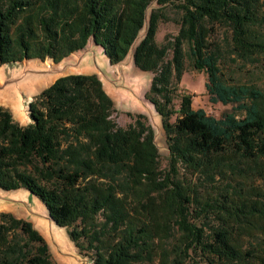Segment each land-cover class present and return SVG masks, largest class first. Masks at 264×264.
<instances>
[{
    "label": "trees",
    "instance_id": "16d2710c",
    "mask_svg": "<svg viewBox=\"0 0 264 264\" xmlns=\"http://www.w3.org/2000/svg\"><path fill=\"white\" fill-rule=\"evenodd\" d=\"M169 7L178 30L158 44ZM218 29L236 59L255 62L264 0H0V64L58 63L93 38L114 65L144 30L133 62L151 74L145 98L168 150L160 169L143 115L118 126L98 76L69 74L29 103L28 124L0 106V188L37 197L92 264H264L252 242L264 237V91L223 78ZM187 61L231 111L192 107L179 89ZM0 264L55 263L30 221L1 211Z\"/></svg>",
    "mask_w": 264,
    "mask_h": 264
},
{
    "label": "rangeland",
    "instance_id": "374dc122",
    "mask_svg": "<svg viewBox=\"0 0 264 264\" xmlns=\"http://www.w3.org/2000/svg\"><path fill=\"white\" fill-rule=\"evenodd\" d=\"M155 6L156 4L154 2L151 3L149 10ZM165 14L166 20L158 23L156 32V42L158 44H163L166 37L175 35L178 30L177 20L179 15L177 12L169 7L166 9ZM142 33L143 31L141 34ZM212 39H215V41L219 43V50L222 54L220 67L223 78L228 83L257 85L264 91V56L257 58L255 62L236 59L234 54L230 51L228 39L223 29H218ZM39 61L41 60L34 58L22 60L21 64L27 65ZM43 62L51 63L54 66L60 65V63H54L48 58L43 60ZM6 67H8V65L0 64V69ZM108 73L112 74L110 77L115 83L112 84L103 79L105 88L110 84H112L114 88H117V85L121 84L119 78L124 76L125 80L134 89L133 92H130L120 86V90L123 91L117 93L119 96H110L116 109V112L112 115L114 121L118 126L125 127L128 123L133 122L138 114L143 115L145 122L150 125L154 131V139L159 151L160 169H163L167 163L168 150L166 148L160 117L154 110V107L144 100L151 74L141 71L133 65L131 53L123 59L122 63L112 65ZM204 82V73L195 70L190 62L187 61L186 69L179 83V89L191 95L192 107L194 109H201L206 114L217 118L220 117L222 113L231 111L232 105L210 102L209 95L204 88ZM45 87L46 85L44 84L33 93L25 95L24 97L27 101L31 102ZM174 102L176 105L178 104L177 99ZM0 106L9 109L13 118L20 124L25 125L28 123V117L23 105L16 109L12 103L0 102ZM3 197L2 201L10 206H3L0 208V212H10L18 218L30 221L34 228L44 237L49 248L51 259L55 264H92L88 258L78 253L73 243L69 240L64 228L54 226L48 221L44 207L36 199H29L25 190L16 191L9 196H4L3 193ZM252 242L260 243L264 248V237L257 238Z\"/></svg>",
    "mask_w": 264,
    "mask_h": 264
},
{
    "label": "water",
    "instance_id": "95a60500",
    "mask_svg": "<svg viewBox=\"0 0 264 264\" xmlns=\"http://www.w3.org/2000/svg\"><path fill=\"white\" fill-rule=\"evenodd\" d=\"M143 36H144V30L142 34L140 33L137 36V38L135 39V41L133 42V44L131 45V48L129 49L127 53V55L131 53L132 62H133V54H134L135 46L138 44V42ZM23 60H28V59H23ZM122 61L114 65H118L122 63ZM21 62L22 60L3 63L5 65H8V67L0 69V90L7 88V87H11L17 91V101H18L17 108H19V106L21 107V105L24 106V110L28 117V123L32 122V118L30 115V108H29L30 101H27V99L24 97L26 93L21 88L23 86L35 85L34 87L39 86L37 88L39 89L42 85L45 84L46 87H48L57 78L66 76L69 74H96L102 83V87L104 91L109 97L111 95L119 96L117 93H121L123 91V90L122 91L120 90L121 89L120 86L124 87L126 91L133 92L134 90L130 86V84L125 80L124 76H121L119 78L121 84H118L117 88H114L112 86V84L115 82L111 79L110 75L112 74L108 73V70L113 64L110 63L102 46L97 44L93 38H90L88 42L86 43V45L78 49L76 52L71 53L65 56L63 59H61V61L58 62L60 63V65L54 66L51 63L43 62V60L39 62H33L27 65L21 64ZM133 65H134V62H133ZM103 79H105L106 81L112 84L107 85V88H105ZM115 81H118V80H115ZM15 86H18V87L16 88ZM144 100L148 102V104L153 106V104L148 99L145 98ZM20 190H24V189L3 190L0 188V208H2L5 205L10 206L8 204H5L4 201H2L4 198L3 193H4V196H9V195L14 194L16 191H20ZM25 192L29 199H36L44 207L47 213L48 221L52 223L54 226H58L57 223L48 214L47 209L39 201V199L35 197L34 195H31L30 192L26 190Z\"/></svg>",
    "mask_w": 264,
    "mask_h": 264
},
{
    "label": "bare ground",
    "instance_id": "6f19581e",
    "mask_svg": "<svg viewBox=\"0 0 264 264\" xmlns=\"http://www.w3.org/2000/svg\"><path fill=\"white\" fill-rule=\"evenodd\" d=\"M35 85L30 86H23L21 87L26 95L33 93L39 86L34 87ZM16 88L18 86H15ZM0 102H7L14 104L15 108L17 109V91L14 88L7 87L0 90Z\"/></svg>",
    "mask_w": 264,
    "mask_h": 264
}]
</instances>
